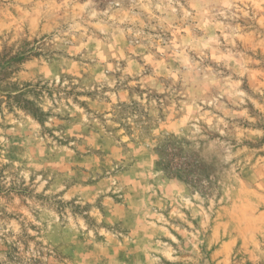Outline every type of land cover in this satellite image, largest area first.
I'll use <instances>...</instances> for the list:
<instances>
[{"label": "rangeland", "instance_id": "obj_1", "mask_svg": "<svg viewBox=\"0 0 264 264\" xmlns=\"http://www.w3.org/2000/svg\"><path fill=\"white\" fill-rule=\"evenodd\" d=\"M0 264H264V0H0Z\"/></svg>", "mask_w": 264, "mask_h": 264}]
</instances>
